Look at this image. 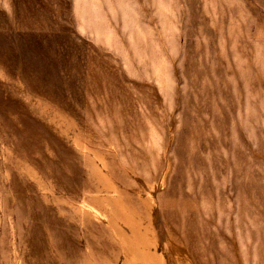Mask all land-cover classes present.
Wrapping results in <instances>:
<instances>
[{
    "label": "rangeland",
    "instance_id": "obj_1",
    "mask_svg": "<svg viewBox=\"0 0 264 264\" xmlns=\"http://www.w3.org/2000/svg\"><path fill=\"white\" fill-rule=\"evenodd\" d=\"M0 264H264V0H0Z\"/></svg>",
    "mask_w": 264,
    "mask_h": 264
}]
</instances>
